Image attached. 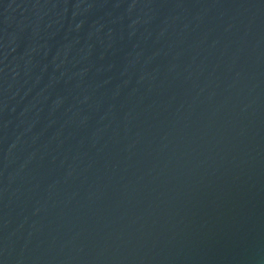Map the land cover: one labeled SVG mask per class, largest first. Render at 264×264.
Segmentation results:
<instances>
[{"label":"water","instance_id":"95a60500","mask_svg":"<svg viewBox=\"0 0 264 264\" xmlns=\"http://www.w3.org/2000/svg\"><path fill=\"white\" fill-rule=\"evenodd\" d=\"M0 264H264V0H0Z\"/></svg>","mask_w":264,"mask_h":264}]
</instances>
